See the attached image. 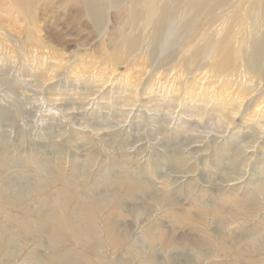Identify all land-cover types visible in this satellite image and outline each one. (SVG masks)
I'll return each mask as SVG.
<instances>
[{
    "label": "rangeland",
    "instance_id": "obj_1",
    "mask_svg": "<svg viewBox=\"0 0 264 264\" xmlns=\"http://www.w3.org/2000/svg\"><path fill=\"white\" fill-rule=\"evenodd\" d=\"M244 1L188 32L219 38L253 0ZM250 15L248 30L264 28L260 10ZM141 29L114 6L99 24L77 0H0V264L264 257V78L244 66L217 73L219 48L193 63L203 40L174 46L168 30L156 46ZM41 167L53 175L51 193L66 184L103 198L115 192L93 211L96 242L56 244L52 228L34 231L33 218L18 217L45 200L28 191ZM17 196L23 207L10 208ZM197 237L198 253L187 245Z\"/></svg>",
    "mask_w": 264,
    "mask_h": 264
},
{
    "label": "bare ground",
    "instance_id": "obj_2",
    "mask_svg": "<svg viewBox=\"0 0 264 264\" xmlns=\"http://www.w3.org/2000/svg\"><path fill=\"white\" fill-rule=\"evenodd\" d=\"M6 1L14 4L24 2V0ZM243 1L244 0H77L81 6L82 12L92 16L99 24L105 22L107 14L114 6L121 12H127L128 19L131 20V23L140 21L142 26L141 30L146 31V29H148V35L156 46L163 41L162 39L165 37L168 30L172 31L171 38L175 36L173 41L174 46L184 47L187 42L197 38L199 41L203 40V44L195 47L193 50L194 52L191 53V62L198 63L196 60L198 57L202 60L207 59L209 52L213 48H219L220 58L218 61L220 64L213 66L217 73L226 72L230 70V68H236V66H244L251 74L263 79L264 28L259 30L255 29L254 31L248 29L249 27L251 28L254 22V18L250 15L251 12L257 11L258 9L264 16V0H253L244 9V14L239 15L235 13L230 16L226 21V33L221 36L219 35V38H214L215 40L206 33L200 35V33L197 32L193 33V30L192 32H188V28L192 26L191 22H194L195 26H200V24L207 22L209 20L207 17H209L212 18L210 19L212 23L218 20L220 10L226 5L228 8L232 6L237 9V7L243 6L244 2H246ZM174 24L176 26H173ZM180 26H186L187 29L177 34L174 31L178 30ZM230 30H234L233 33H230ZM243 41L246 43L242 44ZM41 169V173L35 178L34 182L28 186V191L44 193L43 199L45 200L52 196L53 201L48 204L47 201L44 200L38 207L30 206L27 209H23L24 202L21 199L19 200V196H17L11 197L7 205L10 208H22V214H18L19 218L22 216L23 218H33V226L30 229L40 232V230H43V226L52 228L51 238L56 244L67 236L68 241L77 243L96 242L97 230L91 223L93 211L101 209L105 202L111 198L114 199L115 192L112 191V193L109 191L108 198H103L97 194L85 193L82 185H74L71 187L66 184L60 186L54 193H51L49 183L53 175H51L47 169L43 170L42 167ZM81 203H83V206H80ZM73 204L75 205L73 209H76L74 213L69 210V207ZM45 209L49 211V219H43V212ZM218 212V209L213 211L214 214H218ZM183 216L190 226L196 224V221L190 218L189 211H186ZM227 222H229V220H227ZM199 233L201 236L202 234L203 236L206 235L202 230ZM162 239L161 247H165L168 245V240L166 238ZM204 243L205 240L203 237H197L190 238L187 245L198 253ZM101 251V248L98 247L94 250V253H101ZM149 258L148 264H156L153 255ZM261 259L262 260L258 261L257 264H264V257Z\"/></svg>",
    "mask_w": 264,
    "mask_h": 264
}]
</instances>
